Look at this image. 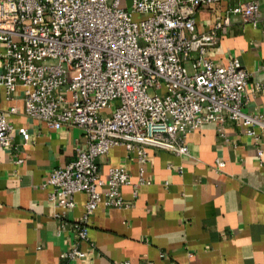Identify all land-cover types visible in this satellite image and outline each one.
Returning a JSON list of instances; mask_svg holds the SVG:
<instances>
[{"label":"built area","instance_id":"1","mask_svg":"<svg viewBox=\"0 0 264 264\" xmlns=\"http://www.w3.org/2000/svg\"><path fill=\"white\" fill-rule=\"evenodd\" d=\"M214 1L0 0V94L11 98L21 86L27 115L84 132L75 157L55 166L43 182L51 187L48 199L64 210L75 205L76 192L85 193L83 214L73 225L77 239L87 238L89 214L99 203L129 204L120 191L130 182L128 170L113 165L104 177L95 161L113 145L136 151L140 161L148 146L185 155L188 132L213 121L223 134L229 118L245 126L263 154L264 116L242 109L246 92L261 85L248 86L250 74L238 57L217 64L206 51L226 31L232 13L264 24V0L237 1L210 30L196 31V7ZM15 111L14 105L0 110L2 146H11L13 132L26 134L25 126L8 119ZM144 181L139 176L133 195ZM63 255L84 251L74 245Z\"/></svg>","mask_w":264,"mask_h":264},{"label":"crops","instance_id":"2","mask_svg":"<svg viewBox=\"0 0 264 264\" xmlns=\"http://www.w3.org/2000/svg\"><path fill=\"white\" fill-rule=\"evenodd\" d=\"M237 1L198 5L196 31L210 30ZM3 52L0 43V71ZM206 55L217 64L239 58L250 74L248 86L261 85L246 92L242 109L264 116L263 22L254 25L232 13ZM12 105L16 111L8 119L27 131L13 132L11 146L0 144V264H264V152L257 154L240 122L226 118L223 134L213 121L188 132L185 155L148 146L140 161L136 151L116 144L96 157L104 177L113 165L128 170L130 182L120 191L129 204L99 203L89 214L87 238L77 239L73 225L83 214L85 193L76 192L75 205L64 210L48 199L51 187L43 182L75 157L84 132L27 115L21 86L11 98L0 94V110ZM139 176L145 181L133 195ZM74 245L84 255L64 256Z\"/></svg>","mask_w":264,"mask_h":264},{"label":"rangeland","instance_id":"3","mask_svg":"<svg viewBox=\"0 0 264 264\" xmlns=\"http://www.w3.org/2000/svg\"><path fill=\"white\" fill-rule=\"evenodd\" d=\"M149 91H151V89Z\"/></svg>","mask_w":264,"mask_h":264}]
</instances>
